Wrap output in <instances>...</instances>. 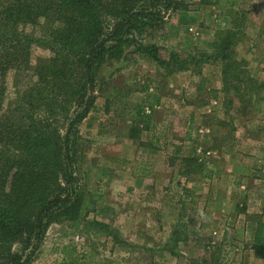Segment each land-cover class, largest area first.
Listing matches in <instances>:
<instances>
[{
    "label": "rangeland",
    "instance_id": "rangeland-1",
    "mask_svg": "<svg viewBox=\"0 0 264 264\" xmlns=\"http://www.w3.org/2000/svg\"><path fill=\"white\" fill-rule=\"evenodd\" d=\"M224 31L245 76L264 82V0H177L111 53L77 131L74 209L47 222L30 264H64L65 252L77 264H239L248 221L264 218V92L224 94L210 59ZM155 55L189 70L165 74ZM51 56L34 46L31 64ZM6 84L5 108L14 72ZM132 125L147 129L131 140Z\"/></svg>",
    "mask_w": 264,
    "mask_h": 264
},
{
    "label": "trees",
    "instance_id": "trees-1",
    "mask_svg": "<svg viewBox=\"0 0 264 264\" xmlns=\"http://www.w3.org/2000/svg\"><path fill=\"white\" fill-rule=\"evenodd\" d=\"M176 5L177 0H0V264H30L47 222L74 209L77 131L96 106L98 70L134 32L162 22ZM234 38L224 31L210 55L221 62L224 94L233 89L240 99L242 86L244 94L264 92V82L245 76V61L229 53L238 44ZM34 46L52 56L32 66ZM156 56L165 74L189 70L186 59ZM10 72L16 93L5 108ZM117 93L114 87L108 98ZM142 112L143 123L150 116ZM145 129L132 125L128 138L136 140ZM204 172L200 177H208ZM253 250L264 260V223L256 229ZM65 253L64 264H77Z\"/></svg>",
    "mask_w": 264,
    "mask_h": 264
},
{
    "label": "crops",
    "instance_id": "crops-1",
    "mask_svg": "<svg viewBox=\"0 0 264 264\" xmlns=\"http://www.w3.org/2000/svg\"><path fill=\"white\" fill-rule=\"evenodd\" d=\"M249 228H251V236L249 239H246V243H244V246L239 245V264H244L245 262L250 263V264H264V260L259 259L255 256L254 250H253V245L255 241V232L260 223H264V218L261 219H253L251 221H248ZM241 246V247H240Z\"/></svg>",
    "mask_w": 264,
    "mask_h": 264
}]
</instances>
